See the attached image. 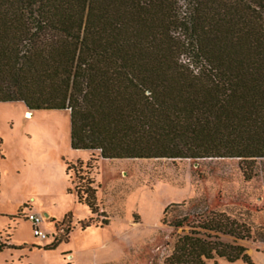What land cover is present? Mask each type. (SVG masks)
<instances>
[{
    "label": "trees",
    "instance_id": "obj_1",
    "mask_svg": "<svg viewBox=\"0 0 264 264\" xmlns=\"http://www.w3.org/2000/svg\"><path fill=\"white\" fill-rule=\"evenodd\" d=\"M7 102L70 110L72 148L102 159H264V0H0ZM84 180L81 229L107 226ZM169 226L182 234L165 264H252L238 244L252 228L225 212ZM8 241L0 232V253Z\"/></svg>",
    "mask_w": 264,
    "mask_h": 264
},
{
    "label": "rangeland",
    "instance_id": "obj_2",
    "mask_svg": "<svg viewBox=\"0 0 264 264\" xmlns=\"http://www.w3.org/2000/svg\"><path fill=\"white\" fill-rule=\"evenodd\" d=\"M27 111L23 102L0 103V232L16 247L0 253V264H165L182 234L169 223L208 209L249 225L256 240L238 244L264 264V159H102L72 148L70 110ZM80 177L93 182L107 226L81 229L91 212L76 199ZM31 213L42 216L47 240L34 235Z\"/></svg>",
    "mask_w": 264,
    "mask_h": 264
},
{
    "label": "built area",
    "instance_id": "obj_3",
    "mask_svg": "<svg viewBox=\"0 0 264 264\" xmlns=\"http://www.w3.org/2000/svg\"><path fill=\"white\" fill-rule=\"evenodd\" d=\"M26 219L32 222L34 235L38 239H40L41 241L48 239V235L40 229V225L43 221L42 216L31 213L26 216Z\"/></svg>",
    "mask_w": 264,
    "mask_h": 264
},
{
    "label": "bare ground",
    "instance_id": "obj_4",
    "mask_svg": "<svg viewBox=\"0 0 264 264\" xmlns=\"http://www.w3.org/2000/svg\"><path fill=\"white\" fill-rule=\"evenodd\" d=\"M27 117H32L31 111L26 112Z\"/></svg>",
    "mask_w": 264,
    "mask_h": 264
},
{
    "label": "crops",
    "instance_id": "obj_5",
    "mask_svg": "<svg viewBox=\"0 0 264 264\" xmlns=\"http://www.w3.org/2000/svg\"><path fill=\"white\" fill-rule=\"evenodd\" d=\"M209 210V209H208ZM200 211H204V210H200ZM48 215V216H50L51 214L50 213H48V212H46V211H44V215Z\"/></svg>",
    "mask_w": 264,
    "mask_h": 264
},
{
    "label": "water",
    "instance_id": "obj_6",
    "mask_svg": "<svg viewBox=\"0 0 264 264\" xmlns=\"http://www.w3.org/2000/svg\"><path fill=\"white\" fill-rule=\"evenodd\" d=\"M46 216H48V215L46 214Z\"/></svg>",
    "mask_w": 264,
    "mask_h": 264
}]
</instances>
